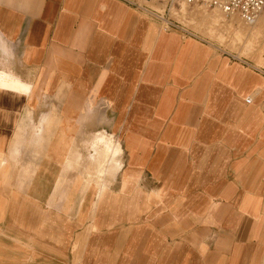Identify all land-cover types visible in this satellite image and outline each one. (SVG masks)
Listing matches in <instances>:
<instances>
[{
    "label": "crops",
    "instance_id": "0c3cea01",
    "mask_svg": "<svg viewBox=\"0 0 264 264\" xmlns=\"http://www.w3.org/2000/svg\"><path fill=\"white\" fill-rule=\"evenodd\" d=\"M149 8L0 0V161L24 144L18 178L0 163V264H264V52L163 29ZM52 111L67 138L88 121L86 139L120 147L94 196L66 185L70 211L60 164L28 141Z\"/></svg>",
    "mask_w": 264,
    "mask_h": 264
},
{
    "label": "rangeland",
    "instance_id": "374dc122",
    "mask_svg": "<svg viewBox=\"0 0 264 264\" xmlns=\"http://www.w3.org/2000/svg\"><path fill=\"white\" fill-rule=\"evenodd\" d=\"M155 1L156 4L143 0L144 5L151 6L154 9L162 6L158 4V0ZM170 10L172 12V15L170 12L168 14L170 20L240 58L253 61L264 52V23H261L260 20H257L254 25L248 26L236 15H225L217 9H203L196 5L179 4L171 6ZM67 125L71 126V123L60 120L52 111L43 115L37 124H31V138L28 141L34 146L46 143V148L42 150V152H45L42 157L46 162L57 159L62 172L54 178L53 183L57 186L60 184V187H57V192L61 191V193L57 194L62 195L63 209L70 211L72 204L69 203L68 187L66 185L76 180L82 199L84 196H94L99 187L108 181L117 170L119 162L115 156L120 150L116 151L115 155H112L108 149L106 150V145L109 144L115 147L118 143H114L105 133L86 139L96 129L97 125L94 126L88 121L79 123V127L75 130L79 134L76 140L67 138L65 128ZM98 127H101V125ZM23 145L22 139H19L17 146ZM18 147L15 149L16 153L9 156L2 155L0 161V163H12L15 169L19 166L18 171H16V178L21 175L23 167L18 159ZM32 164H34L31 165L32 171L24 173L26 177L38 176L39 174L37 172L40 167L35 163ZM55 188H52L53 191Z\"/></svg>",
    "mask_w": 264,
    "mask_h": 264
},
{
    "label": "built area",
    "instance_id": "2783aa9c",
    "mask_svg": "<svg viewBox=\"0 0 264 264\" xmlns=\"http://www.w3.org/2000/svg\"><path fill=\"white\" fill-rule=\"evenodd\" d=\"M164 4V11L160 12L156 9L149 8L147 11L162 23L163 29H169L176 26L175 21L169 19V9L171 6L179 4L196 5L203 9H217L225 15H236L240 20L248 26L254 25L259 17L264 13V0H158ZM176 23V24H175ZM193 34L192 31H187ZM246 103L251 102V97L245 98Z\"/></svg>",
    "mask_w": 264,
    "mask_h": 264
},
{
    "label": "bare ground",
    "instance_id": "6f19581e",
    "mask_svg": "<svg viewBox=\"0 0 264 264\" xmlns=\"http://www.w3.org/2000/svg\"><path fill=\"white\" fill-rule=\"evenodd\" d=\"M258 20H260L261 23H264V13L259 17ZM261 23H260V24H261ZM107 140H108V139H107ZM109 142H110V141H109ZM68 143H69V142H68ZM107 144H108V142H107ZM105 148H106V150L108 149V151H109L110 153H112V155H115V152L120 150L119 144H117L115 147H113V145H109V144H108V145H106ZM112 149H113V150H112ZM108 151H107V152H108ZM77 155H78V154H77ZM77 158H78V157H77ZM77 158H76V159H77ZM79 158H80V157H79ZM77 160H78V159H77ZM92 162H93V161H92ZM67 164H68V163H67ZM68 165H69V164H68ZM68 167H69V166H68ZM62 168H63V167H62ZM69 168H70V167H69ZM69 168H68V169H69ZM104 171H105V170H104ZM97 172H98V171H97ZM62 177H63V176H62ZM57 179H58V178H57ZM87 182H88V181H87ZM64 193H65V192H64ZM63 196H64V195H63Z\"/></svg>",
    "mask_w": 264,
    "mask_h": 264
}]
</instances>
